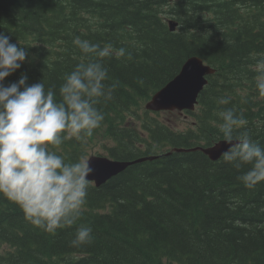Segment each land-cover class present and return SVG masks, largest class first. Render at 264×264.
<instances>
[{"label":"trees","instance_id":"trees-1","mask_svg":"<svg viewBox=\"0 0 264 264\" xmlns=\"http://www.w3.org/2000/svg\"><path fill=\"white\" fill-rule=\"evenodd\" d=\"M0 32L28 53L4 86L24 74L28 85L42 80L57 96L81 62L76 37L113 46L102 63L104 83L116 88L97 105L100 127L84 141L50 146L66 163L96 148L119 161L156 157L100 187L89 182L81 216L55 233L31 225L0 197V264H264V181L248 189L238 177L250 166L174 151L223 140L219 113L229 108L247 121L237 132L247 130L264 147V127L252 121L264 104L247 94L256 90L253 68L264 56V0H0ZM121 47L131 59L115 56ZM192 56L215 70L195 110L147 111L145 103ZM222 97L230 103L219 104ZM81 225L92 228L93 240L71 247Z\"/></svg>","mask_w":264,"mask_h":264},{"label":"clouds","instance_id":"clouds-1","mask_svg":"<svg viewBox=\"0 0 264 264\" xmlns=\"http://www.w3.org/2000/svg\"><path fill=\"white\" fill-rule=\"evenodd\" d=\"M73 43L82 53L81 62L64 76L57 96L53 87L45 89L42 80L28 85L24 74L4 86L5 78L21 67L28 53L0 32V197L18 206L27 222L47 233L77 222L88 194L86 177L93 171L88 160L66 163L51 148L72 138L91 137L104 120L97 105L112 100L116 88L104 83L108 70L102 63L112 55L113 46L101 47L79 37ZM115 56L132 58L124 47L115 50ZM253 71L258 95L264 98V56L256 60ZM230 99L222 97L219 104L227 105ZM219 116L223 121L219 133L231 145L222 159L237 170L250 166L238 179L253 189L264 181V147L247 130L237 132L247 124L242 113L229 108ZM92 240V228L81 225L70 246L79 248Z\"/></svg>","mask_w":264,"mask_h":264},{"label":"water","instance_id":"water-1","mask_svg":"<svg viewBox=\"0 0 264 264\" xmlns=\"http://www.w3.org/2000/svg\"><path fill=\"white\" fill-rule=\"evenodd\" d=\"M169 27L171 31L174 30V24L172 22L169 23ZM213 73L214 70L204 65L200 58L194 56L187 59L180 72L151 97V100L146 103L145 109L153 112L162 110H177L179 112L183 110H194L195 105L198 103V96L207 84L205 76ZM230 146V144L222 140L208 148L174 149V151H201L208 156L211 161H216ZM154 158L147 157L133 162H119L105 157L91 156L88 162L93 171L86 178L89 182L93 181L96 186H99L111 177L125 170L129 165Z\"/></svg>","mask_w":264,"mask_h":264},{"label":"flooded vegetation","instance_id":"flooded-vegetation-1","mask_svg":"<svg viewBox=\"0 0 264 264\" xmlns=\"http://www.w3.org/2000/svg\"><path fill=\"white\" fill-rule=\"evenodd\" d=\"M247 94L252 95L254 97V100H255V102L257 104H259V105H263L264 104V98L259 97L258 89L254 90V91H251V92H248ZM252 121H253V123H257V126L259 128L264 127V114L263 113L260 114L257 119L253 118Z\"/></svg>","mask_w":264,"mask_h":264},{"label":"rangeland","instance_id":"rangeland-1","mask_svg":"<svg viewBox=\"0 0 264 264\" xmlns=\"http://www.w3.org/2000/svg\"><path fill=\"white\" fill-rule=\"evenodd\" d=\"M161 114L164 116V117H168V114L166 113V112H161ZM173 120H175L174 118H173ZM99 150V148L97 149H94L93 151H91L90 152V155H101V154H103L102 152H100V151H98ZM89 155V156H90Z\"/></svg>","mask_w":264,"mask_h":264}]
</instances>
